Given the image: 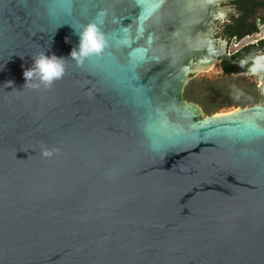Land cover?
<instances>
[{
	"label": "water",
	"instance_id": "obj_1",
	"mask_svg": "<svg viewBox=\"0 0 264 264\" xmlns=\"http://www.w3.org/2000/svg\"><path fill=\"white\" fill-rule=\"evenodd\" d=\"M228 1L0 0V264H264V98H183L228 55ZM252 73L264 95V53Z\"/></svg>",
	"mask_w": 264,
	"mask_h": 264
},
{
	"label": "trees",
	"instance_id": "obj_2",
	"mask_svg": "<svg viewBox=\"0 0 264 264\" xmlns=\"http://www.w3.org/2000/svg\"><path fill=\"white\" fill-rule=\"evenodd\" d=\"M234 13L220 24V36L240 40L264 27V0H230ZM264 53V38L221 58L222 74L210 76L191 73L184 86L183 98L199 104L205 116L245 108L261 103L264 95L255 81L246 76L253 59Z\"/></svg>",
	"mask_w": 264,
	"mask_h": 264
},
{
	"label": "clouds",
	"instance_id": "obj_3",
	"mask_svg": "<svg viewBox=\"0 0 264 264\" xmlns=\"http://www.w3.org/2000/svg\"><path fill=\"white\" fill-rule=\"evenodd\" d=\"M103 47V40L98 36L97 28L95 25H89L84 31L81 44L80 55L87 56L90 53H97ZM72 57H77V52L73 50ZM26 81L31 80L34 76L37 77L41 84L45 87H51L54 81L62 78L64 75V66L62 58L55 55H41L34 60V66L27 70L25 73ZM44 156H51L52 152L45 150Z\"/></svg>",
	"mask_w": 264,
	"mask_h": 264
},
{
	"label": "rangeland",
	"instance_id": "obj_4",
	"mask_svg": "<svg viewBox=\"0 0 264 264\" xmlns=\"http://www.w3.org/2000/svg\"><path fill=\"white\" fill-rule=\"evenodd\" d=\"M229 5H230V1L222 4V6H229ZM219 26H220V24L218 23L217 28H215V31H216L215 32V37H219ZM263 38H264V27L260 26V30L257 33H255L253 35L246 36L244 39H242L240 41L239 40H233L230 45H229V43H227V45H226L227 46L226 47L227 48V54L229 55L230 53H233L234 51H236V49L240 48L241 46H243V45H245L247 43H254V42H257V41H259V40H261ZM251 71H252V69H251ZM192 73H194V74H207V75H210V76L220 75V74H222L220 61L218 60V61L214 62L207 69L199 70V71H193ZM246 76L250 77V79L252 81H255L258 87L262 84V79L260 78L258 73H252V74H247L246 73ZM238 108H231L229 110L222 111V112H219V113H216V114L235 111Z\"/></svg>",
	"mask_w": 264,
	"mask_h": 264
},
{
	"label": "flooded vegetation",
	"instance_id": "obj_5",
	"mask_svg": "<svg viewBox=\"0 0 264 264\" xmlns=\"http://www.w3.org/2000/svg\"><path fill=\"white\" fill-rule=\"evenodd\" d=\"M220 27H219V32H220ZM219 36H220V34H219ZM249 36V35H248ZM222 37V36H221ZM246 37V36H245ZM245 37H243V38H241L240 40H242V39H244ZM223 38V37H222ZM225 39V38H224ZM225 40H227V42L229 43V45L231 44V42L233 41V39H225ZM239 40V41H240ZM258 42V41H257ZM248 44H250V43H247V44H245V45H243V46H241L240 48H238V49H236V51H234L233 53H235V52H237L238 50H240L242 47H244V46H246V45H248ZM206 52V51H205ZM233 53H230L229 55H231V54H233ZM260 55V54H259ZM200 57H202V55H197V58H200ZM222 58V57H221ZM221 58H219V61H221Z\"/></svg>",
	"mask_w": 264,
	"mask_h": 264
}]
</instances>
